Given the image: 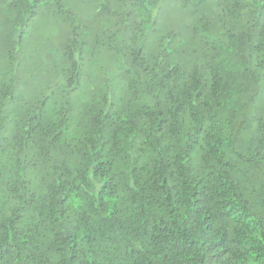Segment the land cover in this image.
Listing matches in <instances>:
<instances>
[{
  "label": "trees",
  "instance_id": "trees-1",
  "mask_svg": "<svg viewBox=\"0 0 264 264\" xmlns=\"http://www.w3.org/2000/svg\"><path fill=\"white\" fill-rule=\"evenodd\" d=\"M82 2L105 12L97 48L71 0H0L68 22L18 115L1 75L0 264H264V0ZM104 51L116 69L86 87Z\"/></svg>",
  "mask_w": 264,
  "mask_h": 264
},
{
  "label": "rangeland",
  "instance_id": "rangeland-1",
  "mask_svg": "<svg viewBox=\"0 0 264 264\" xmlns=\"http://www.w3.org/2000/svg\"><path fill=\"white\" fill-rule=\"evenodd\" d=\"M71 1L74 3L73 10L78 16L75 27L79 31L87 30V46L97 48L99 46L97 41H103V38L109 34L107 26L98 28L95 21L98 16L103 18L105 12L98 14L97 3H85L82 0ZM53 7L54 4L43 6L26 24L18 21L21 26L20 23H15L14 13H9V8L0 4V79L3 81L5 77L1 75H6L7 77H18L23 81L18 102L13 106L10 103L7 104V107L12 111L11 114L18 115L26 102L29 103L44 90L47 81L52 76L47 72L50 66L58 68L62 62H65L61 49L65 38L68 37V22L53 12ZM124 17L125 15L122 13L120 18ZM169 17L172 20H179L177 14H170ZM103 29L105 36L102 33ZM3 34L6 39L10 40V44L7 40L3 42ZM84 66L85 83L83 84L89 88L92 87L93 82H100L114 72L113 66L116 69L114 57L105 51L96 53L95 58H87ZM25 82L27 85L24 84ZM82 98H85V95Z\"/></svg>",
  "mask_w": 264,
  "mask_h": 264
}]
</instances>
